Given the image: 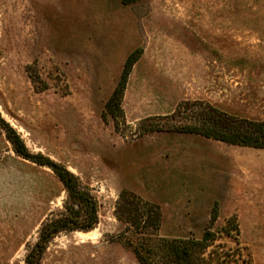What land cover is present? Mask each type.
Returning <instances> with one entry per match:
<instances>
[{
    "label": "rangeland",
    "instance_id": "1",
    "mask_svg": "<svg viewBox=\"0 0 264 264\" xmlns=\"http://www.w3.org/2000/svg\"><path fill=\"white\" fill-rule=\"evenodd\" d=\"M137 48L117 129L104 111ZM198 102L264 119V0H0V115L98 201L96 228L61 233L41 264H140L123 192L160 206V237L201 238L217 203L213 229L239 225L220 241L245 248L239 264H264V149L147 129L186 122L180 105ZM66 196L0 130V264H25Z\"/></svg>",
    "mask_w": 264,
    "mask_h": 264
},
{
    "label": "trees",
    "instance_id": "2",
    "mask_svg": "<svg viewBox=\"0 0 264 264\" xmlns=\"http://www.w3.org/2000/svg\"><path fill=\"white\" fill-rule=\"evenodd\" d=\"M137 1L140 0H122L124 4ZM142 53V48H137L129 54L121 78L105 107L103 117L111 116L117 129L125 125L122 99L132 67ZM30 77L36 83L38 76L31 72ZM41 88L44 89L45 84ZM180 109L183 110H180L179 116L186 115V122L175 120L173 114L170 116L171 121L154 124L147 129L179 130L232 145L264 149V119L254 120L229 114L203 102L193 103L192 106L184 103L180 105ZM0 130L5 133L17 154L51 168L66 191L63 210L42 223L37 241L28 248L25 264H41L49 244L61 233L89 232L96 228L99 223L98 201L91 189L83 185L80 178L66 166L42 154L29 152L20 134L1 115ZM118 217L129 225L128 229L132 227L139 234L135 252L140 264L247 263L244 247L239 243L235 247H229L220 241L223 234L232 236L234 232L239 235L237 217L233 215L228 218L220 230L213 229L219 217L217 203L212 210L209 226L204 230L201 238L158 236L156 232L162 220L160 206L144 201L134 193L121 194L118 202Z\"/></svg>",
    "mask_w": 264,
    "mask_h": 264
}]
</instances>
